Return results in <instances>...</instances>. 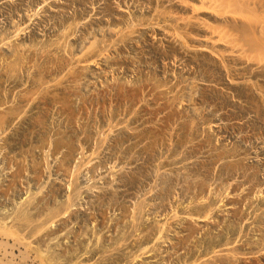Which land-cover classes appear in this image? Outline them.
I'll return each mask as SVG.
<instances>
[{"label": "rangeland", "instance_id": "rangeland-1", "mask_svg": "<svg viewBox=\"0 0 264 264\" xmlns=\"http://www.w3.org/2000/svg\"><path fill=\"white\" fill-rule=\"evenodd\" d=\"M16 44L28 59L16 87L0 62V99L9 101L0 116L16 117L0 126V226L23 218L18 236L30 254L48 264H264V0H0V56ZM202 165L212 169L204 199L220 227L186 213L193 195L183 178ZM160 170L174 181L165 208ZM145 197L154 211L137 229L174 226L160 243H136L133 209ZM185 213L200 231L193 257L173 248L187 234H177ZM206 224L216 237L230 224L232 246H198Z\"/></svg>", "mask_w": 264, "mask_h": 264}, {"label": "bare ground", "instance_id": "bare-ground-1", "mask_svg": "<svg viewBox=\"0 0 264 264\" xmlns=\"http://www.w3.org/2000/svg\"><path fill=\"white\" fill-rule=\"evenodd\" d=\"M209 1V0H208ZM211 1V0H210ZM215 3V2H214ZM240 3V2H239ZM197 8V7H196ZM212 8V7H211ZM217 8V7H216ZM214 9V8H213ZM212 9V10H213ZM201 10V9H200ZM219 12V11H218ZM217 19V18H216ZM227 20V19H226ZM230 25V24H229ZM219 26V25H218ZM210 27V26H209ZM226 27V26H225ZM211 29V28H210ZM214 29H215V27H214ZM129 30V29H128ZM132 30V29H131ZM208 30V29H207ZM217 30V29H216ZM219 30V29H218ZM177 32V31H176ZM213 32V31H212ZM217 33V32H216ZM221 33V32H220ZM127 34V33H126ZM176 34V33H175ZM183 35V34H182ZM129 38V37H128ZM182 38V37H181ZM221 38H222V36H221ZM220 40V39H219ZM222 40V39H221ZM3 41H4V39H3ZM223 41V40H222ZM226 42V41H225ZM94 43V42H93ZM97 43V42H96ZM98 44V43H97ZM230 44V43H229ZM58 45V44H57ZM93 46V45H92ZM96 46V45H95ZM91 47V46H90ZM21 48V45L19 44V45H17L16 44V47L14 48L15 50H14V55L13 56H9V57H6V58H2L1 56H3V55H1L0 57H1V59H0V62H2L3 61V63L6 65V68H5V66H4V70L6 71H4L6 74V82H9V83H11V84H13L14 85V87H16L17 85H18V75L16 74V72H18L17 71V69H19L20 68V66H18L19 65V62L20 63H22L23 64V60H25V58H26V56H25V53H24V55H23V53H22V48ZM94 48V47H93ZM96 48V47H95ZM37 49V48H36ZM43 49V48H42ZM93 50V49H92ZM90 51V50H89ZM94 51V50H93ZM90 52V54H94V55H97L98 56V54L95 52ZM44 52V51H43ZM38 53V52H37ZM88 53V52H87ZM102 53V52H101ZM29 54V53H28ZM36 54V53H35ZM42 54H44V53H42ZM51 54V53H50ZM27 55V54H26ZM45 55V54H44ZM219 55V54H218ZM37 57V56H36ZM222 57V56H221ZM13 58V59H12ZM29 58V57H28ZM58 58V57H57ZM88 58V57H87ZM27 59V58H26ZM74 59V58H73ZM77 59V58H76ZM242 59V58H241ZM28 60V59H27ZM31 60V59H30ZM96 60V59H95ZM50 61V60H49ZM60 61V60H59ZM86 61V60H85ZM39 62V61H38ZM224 62V61H223ZM26 63V62H25ZM28 63H29V61H28ZM32 63H33V61H32ZM42 63V62H41ZM51 63V62H50ZM61 63V62H60ZM60 63H59V65H60ZM40 64V63H39ZM38 64V65H39ZM53 64V63H52ZM58 64V63H57ZM1 65V64H0ZM24 66V65H23ZM26 66V65H25ZM49 66V65H48ZM62 66V65H61ZM60 66V67H61ZM2 67V66H1ZM19 67V68H18ZM29 67V66H28ZM35 67V66H34ZM39 67H40V65H39ZM52 67H54V66H52ZM22 68V67H21ZM24 68V67H23ZM36 68V67H35ZM43 68V67H42ZM46 68H48V67H46ZM58 68V67H57ZM227 68H228V72H229V74H231V72H230V70L231 69H229V67L227 66L226 67V70H227ZM231 68V67H230ZM28 69V68H27ZM30 69V68H29ZM74 69V68H73ZM3 70V69H2ZM36 70H37V68H36ZM63 70V69H62ZM70 70V69H69ZM24 71V70H23ZM39 71V70H38ZM40 71H42V70H40ZM40 71H39V73H40ZM45 71V70H44ZM48 71V70H47ZM47 71H46V73H47ZM56 71V70H55ZM72 71V70H71ZM22 72V71H21ZM20 72V73H21ZM36 72V71H35ZM43 72V71H42ZM49 72H50V70H49ZM52 72V71H51ZM79 72V71H78ZM227 72V73H228ZM19 73V74H20ZM29 73V72H28ZM39 73H34L35 75L33 76V79H32V81H31V85L33 86H36V85H38V84H40L41 82H43L42 80H43V78H40V75L42 74H39ZM46 73H44L43 75H45ZM58 73V72H57ZM74 73V72H73ZM31 74H33V73H31ZM39 74V75H38ZM51 74V73H50ZM68 74V73H67ZM5 75H3V76H5ZM46 76V75H45ZM233 76V75H232ZM1 77V76H0ZM21 77V76H20ZM31 77V76H30ZM29 77V78H30ZM72 78H74V77H72ZM2 79V78H1ZM0 79V80H1ZM31 79V78H30ZM56 79V78H55ZM54 79V80H55ZM3 80V79H2ZM1 80V81H2ZM20 80H22V79H20ZM52 80V79H51ZM66 80V79H65ZM30 81V80H29ZM61 81V80H60ZM81 81V80H80ZM20 82V81H19ZM1 83L2 82H0V87H1ZM250 83V82H249ZM47 84V83H46ZM44 85H45V83H44ZM43 86V85H42ZM262 89V88H261ZM0 91H2V90H0ZM13 91V90H12ZM39 91V90H38ZM9 92H10V90H9ZM128 92V91H127ZM131 93V92H130ZM133 93H134V91H133ZM135 93H137V92H135ZM26 94H27V92H26ZM40 94V93H39ZM128 94V93H127ZM6 95V97L9 95V94H5ZM32 95V94H31ZM1 96V95H0ZM22 96V95H21ZM27 96H28V94H27ZM132 96V95H131ZM140 96V95H139ZM9 97H10V95H9ZM137 97V96H136ZM26 98V97H25ZM39 98V97H38ZM29 99V98H28ZM9 100V99H8ZM37 100V99H36ZM17 101H20V100H17ZM29 101V100H28ZM183 102V101H182ZM9 104V101L7 102L6 101V103H5V101L3 102L1 99H0V106H4V104ZM29 103V102H28ZM27 103V104H28ZM7 104V105H8ZM18 104V103H17ZM16 106H18V105H16ZM15 106V107H16ZM8 107V106H7ZM6 107V108H7ZM20 107V106H19ZM11 108V107H10ZM12 108H14V107H12ZM11 108V109H12ZM17 108V107H16ZM5 109V108H4ZM9 109V108H8ZM11 109H9V111H7V112H10V110ZM20 109H23V108H20ZM13 110V109H12ZM11 110V111H12ZM15 111H17V110H15ZM14 112V111H13ZM13 112H11V116H13L14 115V117H15V114H12ZM172 112V111H171ZM17 113V112H16ZM18 113H20V112H18ZM22 113V112H21ZM7 114V113H6ZM1 115V114H0ZM20 115V114H19ZM178 115H179V113H178ZM7 117H8V114L6 115ZM11 116H9V117H11ZM17 116V115H16ZM5 118L4 117V115H3V117H1L0 116V126L1 125H6V126H8L9 124H11L13 121H14V119L16 118ZM17 117H19V116H17ZM42 117V116H41ZM167 117V116H166ZM18 120V119H17ZM40 120V119H39ZM36 121V120H35ZM15 123V122H14ZM186 124V123H185ZM195 124V123H194ZM195 126V125H194ZM185 130V129H184ZM154 132V131H153ZM153 132H151L152 133V135L154 134ZM159 133V132H158ZM188 133V132H187ZM139 134V133H138ZM137 134V135H138ZM148 134V133H147ZM136 135V136H137ZM149 135V134H148ZM159 136H161V134L159 135ZM165 137V136H164ZM183 136H180L179 138L181 139H178V140H180V141H178V143L179 144H181V143H183L182 142V138ZM157 139H158V137H157ZM163 140V139H162ZM178 144V145H179ZM152 146V145H151ZM147 148V147H146ZM149 148V147H148ZM146 149V151L148 152L149 151V149ZM199 148V147H198ZM152 151V150H151ZM150 152V151H149ZM173 153V152H172ZM219 156V155H218ZM222 156V155H221ZM219 158V157H218ZM205 164V163H204ZM168 165V164H167ZM164 166H165V164L163 165L162 164V166H161V168H164ZM146 167V166H145ZM166 167V166H165ZM231 167V166H230ZM203 168H204V170H203ZM222 169V168H221ZM164 170V169H163ZM201 170H203L202 172H201ZM150 171V169L148 170V172ZM187 171V170H186ZM190 172L188 173V174H185V176H184V178H183V183H182V185H183V189H184V194H186V196H187V194L188 195H191L192 196V198H191V203L189 204V207L188 206H186V210H187V214H188V216H189V218L191 219V218H197V221H200L201 223L203 222V220L205 221L206 219H208V220H206V221H208V222H210L211 220L214 222H212L213 223V226H214V224H215V221H218L219 222V220H217V217H216V220L214 221L213 219V217H212V215L214 216V215H216V213L214 214L213 213V211H217L216 210V208H212V207H214L213 205L215 204H213L212 203V201L210 202V201H208V202H210V203H208L207 202V200H209L208 198H207V200L206 199H204L205 198V194H207L206 192V189L208 188V187H211V184H209V183H211V182H209V183H207L208 181L206 180V178H207V176H210L211 174H212V169L209 167V166H205V165H202L201 167H199L196 171H195V173H194V171L193 172H191V170H189ZM159 171H157V173H158ZM214 172V171H213ZM150 173V172H149ZM160 173H161V170H160ZM163 173V172H162ZM161 173V174H162ZM156 174V173H155ZM159 175V174H156L157 175V179H158V176H159V181H160V184H159V187H161V188H159V187H157L159 190H160V192L158 193V195H157V200H159L160 201V205H159V208H163L165 205H167L165 202H168V201H166V200H168L169 199V197H168V195H170L171 194V188H173V178H172V176L173 175H171V177H170V175H168L167 173H165V174H167L168 176H165L164 174H162V175ZM193 174V175H192ZM247 174V173H246ZM150 175V174H149ZM155 175V176H156ZM175 175V178H179L180 177V175H179V177H176V173L174 174ZM177 175V176H178ZM202 175H204L205 177H202L201 178V176ZM140 177H141V179H142V177L144 178V179H146V180H148L149 178H148V173H147V171L145 172V169H144V173H142L141 175H140ZM151 177H152V175H151ZM183 177V176H182ZM155 178V177H154ZM218 178V177H217ZM137 179H138V177H137ZM136 178H134V181L133 182H139L140 183V181H138ZM140 179V178H139ZM182 179V178H181ZM210 179V178H209ZM223 179V178H222ZM176 180V179H175ZM145 181V180H144ZM155 181H157V180H155ZM207 181V182H206ZM154 183V182H153ZM156 183V182H155ZM177 183V182H176ZM178 183H180V179H179V182ZM146 184H148V182L146 183ZM157 184V183H156ZM140 185V184H139ZM151 184H150V181H149V186H150ZM178 185V184H177ZM176 185V186H177ZM72 186V185H71ZM136 186V185H135ZM156 186V185H155ZM175 186V187H176ZM213 186V185H212ZM150 188V187H149ZM156 188V189H157ZM178 188V187H177ZM213 188V187H212ZM70 189V188H69ZM175 189V188H174ZM182 189V190H183ZM145 190V189H144ZM173 190V189H172ZM213 190H214V188H213ZM149 191V190H148ZM212 191V190H211ZM210 191V192H211ZM262 191V190H261ZM174 192V191H173ZM172 192V193H173ZM183 192V191H182ZM181 192V193H182ZM216 192V191H215ZM229 192V191H228ZM147 193V192H146ZM149 193L151 194V192L149 191ZM154 193V190H153V192H152V194ZM178 193V192H177ZM205 193V194H204ZM223 193V192H222ZM230 193V192H229ZM264 193V192H263ZM6 195H7V193H5ZM148 194V193H147ZM146 194V195H147ZM151 194V195H152ZM155 194H157V192L155 193ZM204 194V195H203ZM214 194V193H213ZM215 194H217V193H215ZM214 194V195H215ZM261 194H262V192H261ZM151 195L149 196V194H148V197H151ZM173 196H174V194H172ZM178 195H179V193H178ZM208 195H210L209 194V192H208ZM211 195H212V193H211ZM213 195V196H214ZM228 195H230V194H228ZM78 196V195H77ZM140 196V195H139ZM153 196V195H152ZM171 196V195H170ZM180 196V195H179ZM199 196H202V197H200L199 198ZM146 198L145 197V199L144 200H139L140 201V203H138L137 205H135V209H133L134 210V215H133V217H132V209H127L126 208V206H121L120 207V210H121V212H122V214H126V213H129V217H130V215H131V217H132V221L131 220H129V221H131V223L133 222V228H136L135 229V231L137 232V231H141V230H138L137 229V225H139L140 223H139V220L142 218V215L144 216V217H147L146 218V220H149V215H150V213H152V211H154L153 210V206L151 205V204H153L154 205V203H151V202H149V198ZM154 197V196H153ZM188 197V196H187ZM212 197V196H211ZM215 197H217V196H215ZM220 197V196H219ZM260 197V196H259ZM113 198V197H112ZM116 198V197H115ZM152 198V197H151ZM174 198H178V197H176V195H175V197ZM183 198H185V197H183ZM199 198V199H198ZM71 199V198H70ZM143 199V198H142ZM154 199V198H153ZM170 199H172L171 197H170ZM182 199V198H181ZM180 199V200H181ZM197 199H198V201H197ZM219 199V198H218ZM221 199H223L222 197H221ZM224 199H225V197H224ZM111 200H114V199H111ZM180 200H179V202H180ZM212 200V199H211ZM215 200H217V199H215ZM214 200V201H215ZM159 201H157V204L159 203ZM175 201V200H174ZM196 201H197V203H196ZM226 201H228V200H226ZM111 202V201H110ZM136 202V201H135ZM153 202V201H152ZM219 202H224L223 200L222 201H220L219 200ZM112 203V202H111ZM165 203V204H164ZM208 203V204H207ZM213 205H212V204ZM218 203V202H217ZM72 204V203H71ZM136 204V203H135ZM193 204H195V205H193ZM219 204V203H218ZM112 205V204H111ZM187 205V204H186ZM216 205V204H215ZM220 205H221V203H220ZM219 205V206H220ZM227 205V204H226ZM226 205H224V206H226ZM114 206V205H113ZM218 206V205H217ZM219 206L217 207V208H219ZM223 206V207H224ZM69 207H70V205H69ZM185 207V206H184ZM216 207V206H215ZM157 208V207H156ZM165 208V207H164ZM220 208H222V207H220ZM229 208V207H228ZM175 209V208H174ZM183 209V208H182ZM185 209V208H184ZM119 210V209H118ZM131 210V211H130ZM162 210H164V209H162ZM177 210V209H176ZM224 210H226V209H224ZM129 211V212H128ZM163 212V211H162ZM157 214H158V212H156ZM175 213V215H172V217H174V219H176V218H178V215H180V214H178V211H177V213L176 212H174ZM185 213V217H187L186 214ZM20 215L22 214V213H19ZM25 214V213H24ZM44 214V213H43ZM102 215H103V212L101 213ZM121 214V215H122ZM154 214V213H153ZM127 215H126V217H128ZM168 216V215H167ZM19 217V216H18ZM21 217V216H20ZM55 217H56V215H55ZM97 217V216H96ZM162 217V216H161ZM171 217V218H172ZM180 217V216H179ZM95 217H93V219H94ZM151 218V217H150ZM156 218V217H155ZM181 218V217H180ZM213 218V219H212ZM23 219V218H22ZM22 219H20V224H18V223H16V225L14 224L12 227H3V226H0V264H48L47 262H49L50 260L49 259H47L48 261L46 262V260H45V258H42L43 256L42 255H40V254H35V255H33V253H31L30 254V252H28V244L27 243H25L24 242V240L21 238V237H19L20 236V231H21V228H23L22 227V224H21V221H22ZM105 219V218H104ZM103 219V220H104ZM113 219V218H112ZM116 219V218H115ZM123 219H125V218H123L122 217V220ZM127 219V218H126ZM187 219H188V217L185 219L184 218V220H186V224L182 227V230L181 231H177V234L178 235H180V234H182L183 232H186L187 234L186 235H184V236H182L181 238L179 237L178 239H177V241L175 242V244H174V246H173V248H177L178 249V251L179 250H182V249H185V255H188L189 257H193V255L195 254V251H194V249H193V246H192V244H194L193 243V240L195 239V238H197V236H195V234L197 235L198 233H200V231L198 230V229H196L197 227L196 226H193L191 223H188V221H187ZM190 219H188V220H190ZM95 221L97 220V219H94ZM111 220V219H110ZM108 220L109 221V223L110 222H112L113 220ZM122 220H118V221H121L122 222ZM177 220H179V219H177ZM182 220H180L179 221V223L181 222H183ZM194 220V219H193ZM210 220V221H209ZM151 221V220H150ZM149 221V222H150ZM160 221V220H159ZM205 221V222H206ZM94 222V221H93ZM99 222V218H98V220H97V222H96V224H99L98 223ZM117 222V221H116ZM115 222V223H116ZM126 222V221H125ZM134 222L136 223V224H134ZM161 222V221H160ZM183 222V223H184ZM194 222V221H193ZM204 222V223H205ZM208 222H206V223H208ZM231 222V221H230ZM113 223V222H112ZM114 223V224H115ZM124 223V222H123ZM127 223V222H126ZM130 223V222H129ZM144 223V222H143ZM195 223H197V222H195ZM211 223V222H210ZM211 223V224H212ZM18 224V225H17ZM102 224H104V228H106V229H108V231H111L112 230V228L114 229V226H116V228H115V230L117 229V225H118V223H116L114 226H112L111 224V226H109L108 225V223H107V221H105L104 223H102ZM125 224V223H124ZM176 224V223H175ZM220 223H218V225H216L215 224V226L216 227H220V225H219ZM131 225V224H130ZM179 225V224H178ZM183 224H181V226H182ZM198 225H200V224H198ZM207 226H209V224H206ZM206 225H203V228L205 229V227L204 226H206ZM230 225V224H229ZM229 225H227L226 224V226L224 227V225L222 226V224H221V226H222V228H220V230H221V232L223 233V236H220V235H218L217 237L216 236H213V232L211 231L212 230V227H210V226H212V225H210L209 227H208V229L207 230H205L206 232L205 233H203L202 232V234L203 235H207L209 238H205L203 241H199L200 242V245H198V246H200V247H204L205 249H207V250H213V252L215 253V251H214V249L217 247V246H223V245H229L230 244V238H229V236L230 235H232L233 233H234V229H233V227H231V226H229ZM236 225V224H235ZM127 226V225H126ZM136 226V227H135ZM140 226V225H139ZM154 226V225H153ZM148 227L146 230H142L139 234H137L139 237H141V238H138V239H136V243H139V245H143V243L144 242H150V241H152V240H154V239H157L158 240V242H159V240L161 241L162 239H165L166 240V238L168 239V238H170V237H168L169 235V233L170 232H172V231H174L173 229H174V226H173V223L171 222H166V223H161L160 225L158 224L157 226H154V227ZM180 226V225H179ZM202 226V225H201ZM201 226H199V227H201ZM214 226V227H215ZM239 226V225H238ZM132 227V226H131ZM196 227V228H195ZM213 227V228H214ZM43 228V227H42ZM118 229H120L119 227H118ZM122 229H125V228H122ZM121 229V230H122ZM180 229V228H179ZM204 229H202V230H204ZM43 230H44V228H43ZM104 230V229H103ZM121 230H119V231H121ZM200 230H201V228H200ZM217 230V229H216ZM216 230H215V232H216ZM220 230H218L217 232H218V234L220 233L219 231ZM38 231H40V229L38 230ZM199 231V232H198ZM240 231H242V230H240ZM41 232V231H40ZM108 233V232H107ZM113 233V232H112ZM122 233H127L126 231H124V232H122ZM121 233V234H122ZM38 234H39V232H38ZM98 234V233H97ZM128 234V233H127ZM143 234V235H142ZM217 234V233H216ZM19 235V236H18ZM118 235V234H117ZM116 235V236H117ZM129 235V234H128ZM132 235V234H131ZM202 235V236H203ZM222 235V234H221ZM38 236V235H37ZM122 236H127V235H123L122 234ZM135 236V235H134ZM199 236V235H198ZM201 236V238H203ZM25 237V236H24ZM102 237V236H101ZM100 237V238H101ZM105 237V236H104ZM127 239V238H126ZM132 239V238H131ZM103 239H101V241H102ZM197 239H195V241H196ZM119 241V240H118ZM118 241H116V242H118ZM124 241L126 242L127 240H125V238H124ZM170 241H172V240H170ZM38 242V241H37ZM104 242H105V239H104ZM124 242V243H125ZM164 242V241H163ZM232 242V241H231ZM41 243V242H40ZM122 243V242H121ZM160 243V242H159ZM100 244V243H99ZM119 244V243H118ZM126 244H127V242H126ZM198 244V243H197ZM145 245H146V243H145ZM157 245V244H156ZM231 245V244H230ZM229 245V246H230ZM119 246V245H118ZM124 246V245H123ZM232 246V245H231ZM120 247V246H119ZM139 247V246H138ZM146 247V246H145ZM224 247V246H223ZM226 247V246H225ZM118 248V247H117ZM147 248V247H146ZM146 248H143L142 250H145ZM115 249V248H114ZM197 249V248H196ZM36 250V249H35ZM216 250V249H215ZM232 250V249H231ZM147 251V250H146ZM197 251V250H196ZM37 252V251H36ZM114 252V251H113ZM176 252V251H175ZM143 253H146L145 251L143 252ZM121 254V253H120ZM123 254V253H122ZM141 254V253H140ZM208 254H209V252H208ZM216 254V253H215ZM117 255V254H116ZM103 256V255H102ZM118 256V255H117ZM120 256V255H119ZM138 256V255H137ZM136 256V257H137ZM45 257V256H44ZM124 257V256H123ZM120 258L121 257H116V259L114 260V258H113V260H114V262H117V263H119L120 264V262L118 261V260H120ZM138 258V257H137ZM184 258V257H183ZM112 259V258H111ZM136 259V258H135ZM180 259H182V257H178V260H180ZM187 259H188V257H187ZM190 259V258H189ZM53 260V259H52ZM51 260V261H52ZM50 261V262H51ZM108 262H110V260H108ZM180 262V261H179ZM52 263V262H51ZM107 263V262H106ZM226 263V262H225ZM50 264V263H49ZM108 264V263H107ZM186 264H187V262H186Z\"/></svg>", "mask_w": 264, "mask_h": 264}]
</instances>
